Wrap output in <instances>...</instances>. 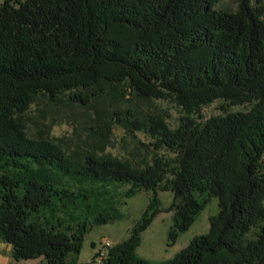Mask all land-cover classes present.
<instances>
[{
  "label": "trees",
  "instance_id": "16d2710c",
  "mask_svg": "<svg viewBox=\"0 0 264 264\" xmlns=\"http://www.w3.org/2000/svg\"><path fill=\"white\" fill-rule=\"evenodd\" d=\"M219 1L0 0V242L15 261L70 264L93 207L127 187L126 198L150 194L148 206L98 264H149L136 250L154 219L172 214V244L212 200L207 234L161 264H264V4L236 0L228 12ZM116 86L184 114L175 128L126 114L150 139L140 167L28 135L36 100L88 108L92 92ZM217 101L223 115L203 120Z\"/></svg>",
  "mask_w": 264,
  "mask_h": 264
},
{
  "label": "rangeland",
  "instance_id": "374dc122",
  "mask_svg": "<svg viewBox=\"0 0 264 264\" xmlns=\"http://www.w3.org/2000/svg\"><path fill=\"white\" fill-rule=\"evenodd\" d=\"M252 5L264 0H250ZM236 0H220L216 9L234 12ZM90 107H79L70 103L66 97L59 103L51 104L47 100H36L26 114V130L29 136L44 139L58 145L66 153L92 152L102 157H112L140 167L152 157L150 139L127 126L126 114L142 117H160L171 128L177 127L183 112L172 101L143 100L135 96L125 86L102 87L92 92ZM224 106L217 101L204 107L200 115L203 120L223 115ZM242 106L229 108V113L245 111ZM118 114V115H115ZM162 154V153H161ZM114 202L106 206H94L87 219L88 231L85 234L78 255L70 254L66 260L70 264H98L93 259L99 253L127 240L131 228L146 210L150 194L139 193L133 197L123 196L127 187L116 188ZM163 208L170 205L172 196L159 193ZM109 213L113 220L104 225H95L93 218L98 214ZM217 213V202L212 200L194 219L190 229L179 234L170 244L168 233L172 227V214H159L148 229L141 234V243L136 256L149 264H161L172 259L197 236L205 235L209 229V218ZM109 243L110 247H105ZM41 259L15 261L12 247L0 242V264H41Z\"/></svg>",
  "mask_w": 264,
  "mask_h": 264
},
{
  "label": "built area",
  "instance_id": "2783aa9c",
  "mask_svg": "<svg viewBox=\"0 0 264 264\" xmlns=\"http://www.w3.org/2000/svg\"><path fill=\"white\" fill-rule=\"evenodd\" d=\"M105 247H110L109 243H106ZM102 256H103V253L100 254V257H102Z\"/></svg>",
  "mask_w": 264,
  "mask_h": 264
}]
</instances>
